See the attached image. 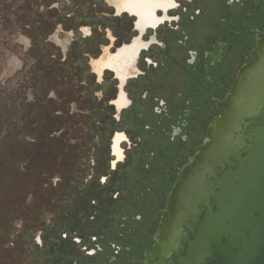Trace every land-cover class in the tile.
Masks as SVG:
<instances>
[{
  "label": "rangeland",
  "instance_id": "obj_1",
  "mask_svg": "<svg viewBox=\"0 0 264 264\" xmlns=\"http://www.w3.org/2000/svg\"><path fill=\"white\" fill-rule=\"evenodd\" d=\"M38 1L33 11H38L40 3L43 2L41 11H45L47 6L56 8L63 20L65 16L73 15L76 11V17L71 18L73 23L67 28L58 25L50 35L49 40L59 48L58 51L52 50L53 56L65 59L70 55L74 58L77 54L80 57V50L99 45L103 38H108L110 50L116 51L121 45L130 43L132 37L137 34L134 17L125 13L117 15L112 0ZM177 1L180 5L176 10L170 11V15L178 19L162 25L156 31L150 30L143 36L146 41L154 36L158 43L141 52L145 57L139 58L136 76L129 79L132 80L128 88L130 95L124 88L131 104H134L133 108L125 110L126 113L117 111L116 117L121 118L120 123H113L112 112L105 111L108 120H105L106 124L98 125L102 127V131L100 138L96 139L97 146H94L93 151L87 153L82 161L83 165L92 166L94 160L98 162L96 158L99 159L104 152L107 161V151H111V146L107 148L111 134L114 131L126 133L128 141L122 143L127 157L124 158L126 164L121 162L118 171L127 174L119 179L122 180L120 186L124 190L122 195L124 197L129 195L130 199L127 198L128 203L125 206L124 197H121L120 203L114 206L113 219L105 218L104 208L102 210L96 208L98 222L104 225V229L102 228L104 231H100L102 241L106 240L100 246H104L106 252L103 256L101 253L99 259L97 257L91 260L83 254L84 247L81 249V245H77L78 250L72 248L74 251L72 259L78 264H107L115 249L112 244L117 240L114 238L115 231L128 233V236L134 235L135 238L131 243L118 239L119 243L117 240L116 244L120 246H131L115 254L119 260L117 264H139L145 249L150 246L156 235L160 225L157 219H162V210L165 208V193L174 179V174H163L161 170L181 166L198 145L191 147L190 142L185 148L180 145L187 139L183 130L187 124L186 116L192 114L186 102L198 95L193 89L196 88L193 78L198 76L197 73L194 75V69L192 70L195 66L192 64L195 54L198 52L202 54L215 39H220L229 30L223 25L227 22L230 24L228 14L235 20H239L240 17L247 18L243 20L244 26L252 22L251 26L258 25V21H254L252 15L246 14L248 10L253 14L257 9L252 3L253 0H239L240 3L235 0L236 2L230 6L227 4L228 0ZM94 3L97 6L95 5L93 9L91 7ZM21 4L22 0H0V264L40 263L42 253H45L44 250H39L41 246L38 244L43 228L53 229L59 223L76 224L85 215L82 211L78 215L74 213L76 194L59 196L54 190L62 172L78 169V166L70 164L68 160L70 151L59 145L58 138L52 137L59 133L55 132V129L50 132L49 128L55 124L51 119L54 104L40 100L36 107L40 108L38 110L41 113L38 112L34 118L30 117L28 111L30 107L28 103L35 100L36 96L39 99L41 90L37 89V78L40 75L34 67L36 57L32 53V38L25 26L13 23L15 12H22L18 9ZM260 4L262 8L259 13L263 16L264 0L257 2L258 8ZM90 9H93L92 12ZM97 9L105 12L103 15H95ZM80 17L84 18L82 22ZM239 28L242 29L240 26ZM256 31L259 32V29ZM261 34L263 39L259 41L260 46L264 40V32ZM110 36L115 39L112 40ZM243 36L246 37L244 34ZM85 37L90 39L84 41ZM75 40L79 41L80 46L76 52L73 48ZM108 45H101V53ZM225 45L223 48H226ZM221 48L219 47L217 51L219 60L224 57V49ZM47 51L48 48L43 44L36 49L38 56L47 54ZM209 56L210 53H205V57ZM231 56L232 62L237 60L238 56H241V48H234ZM91 59L90 71H87L89 75L93 74L92 68L96 65L95 61L90 65ZM215 62L217 61L214 58L209 60L205 65L204 74L212 70L208 66L214 67ZM214 74L219 78L221 73ZM95 77L98 85H91L88 88L89 92L95 91L99 97L106 96L104 104L107 106L109 93L114 92L118 80L111 71H106L101 81ZM88 81L92 83V80ZM217 83L219 93L225 84L224 78L218 79ZM105 89L108 91L105 92ZM36 91H39L37 95ZM50 96L56 97L54 93ZM157 97L164 99L166 105L162 104L164 101H157ZM230 100L228 97L225 103L228 104ZM57 102L60 108L62 106L60 99L57 98ZM75 108L76 105L73 104L72 110ZM183 108H186V111L185 117L180 120L183 130L181 132V129H172V124L176 123L178 111ZM104 114L102 113L103 116ZM178 124L179 122L176 125ZM203 131L204 127L201 130L202 134ZM179 133L181 134L178 135ZM100 148L102 152L99 151ZM135 168L143 177L137 187L132 183L138 178V175L133 173ZM92 173L90 169L87 171V174ZM87 174H78V177L85 179ZM90 177L91 175L88 176ZM87 179L84 184L88 183ZM89 187L82 185L83 194ZM93 189L97 198L108 197L101 187ZM86 242L87 246H93V242H99V238L97 241ZM84 252L88 254L87 251ZM113 262L109 263L115 264L116 261Z\"/></svg>",
  "mask_w": 264,
  "mask_h": 264
},
{
  "label": "flooded vegetation",
  "instance_id": "obj_2",
  "mask_svg": "<svg viewBox=\"0 0 264 264\" xmlns=\"http://www.w3.org/2000/svg\"><path fill=\"white\" fill-rule=\"evenodd\" d=\"M112 1L114 6L116 7V13L119 15L125 13L129 16L134 17V19L137 20V28H139L141 32L145 31L144 35L150 30L156 31L162 25L171 21H175L177 19L176 17L170 15V11L176 10L178 7H165L164 9H161L160 7H158L160 0ZM236 1L239 2V0ZM236 1L232 0V2L229 3L228 0L227 4L228 6H230L233 2ZM253 1L252 3L257 9H255L253 14L250 13L249 10L246 14L252 15V19L254 21H258V25L251 26V24L253 23L251 21L252 23H250V25L244 26L243 20L247 18L240 17L239 20H235L233 19V17H231L232 15L228 14L230 24L227 22V24L223 25H225L226 28H229V30L224 33V35L220 39H215L207 50L202 51V54L199 52L197 53V55L195 54V57L193 59L192 64H195V66L191 68L192 70L194 69V75L196 73L198 74L197 78L193 75L194 85L196 86V88L193 87V89L196 90V93L198 95L191 97V99L187 100L186 102L188 105L187 107L191 110L192 114L190 113L188 116H186L187 120L186 118L184 119L186 120L187 124L185 127H183V130L186 133L185 135L187 139L184 142H181L180 145H182L183 148H185L187 143L189 142L192 144L191 147H194L195 144L198 145L192 151V155H190L187 161L181 166L177 165L161 170L163 174H174V179L171 182L170 188L165 193V208L162 210V219H157V223H160V225L159 227L156 226L158 227V229L156 230V233L158 231V233L156 234V239L160 240V244H162L161 247L163 249L162 251L158 252V255H154L155 258L154 260H151L150 264H187L185 257L188 255L190 244L195 240V233L198 232L197 227L204 219L208 202L212 203V198L208 196V192L213 188L217 190L216 184L214 183L216 181V177H221V170L226 171L229 168L228 160H221L216 155V152L219 151L217 150V148H213V152L211 150L208 156H204V154L200 156L199 154L201 150H203V148L215 143L214 136L222 137L224 135L225 129L217 130V128L220 126L219 119H225L221 118V116L218 117V115H224L225 109L228 112L231 105L229 101L228 104L225 103V100L228 97L232 99V97L236 95V85L239 83V77L243 74L244 70L246 68L255 70L256 68L253 64L259 63V56H257L256 54L259 55L262 52L259 41L260 39H263V37H261V33L264 32V15L262 16V13H259L262 8L261 4L258 8L257 2L259 0ZM174 2L180 5L177 0H174ZM245 3L241 4L245 5ZM257 13L260 14V16ZM258 18H261V22ZM239 26L242 29H240ZM256 29H259V32H257ZM236 32L238 34H236ZM243 34L246 37H244ZM110 38L112 40L115 39L113 36H110ZM150 42H152L151 45L158 43L156 42V38L154 37H152L151 41H146L144 38L140 39L138 34H136L132 42L121 45L117 48V52L110 50V45L105 46L103 53L99 57L91 59V64L92 61L96 62V65L92 69H94L93 71L97 73L99 80L102 79L103 74L106 71H111L115 75L116 79L119 78L121 80V83L126 85L130 78L136 76V73L138 71L137 62L141 57V52L149 47ZM223 44H226V48H223ZM219 47H222L221 49H224V57L221 60L218 59L217 55ZM237 47L241 48V56H238V59L232 62L231 54L233 53L234 48ZM205 53H210V56L205 57ZM211 58H214V60L217 62H215L214 67L208 66V68H211L212 70L207 72V74H204L205 65L209 62V60H211ZM189 59L190 58H187V60ZM228 64H230V66ZM216 72L221 73L219 75V78L216 74H214ZM221 78H224L225 84L221 87L222 91L217 93V80ZM125 85L120 90L118 98L117 94L119 90L118 85L116 86V97L111 100V104L114 106L116 105V110L120 112L123 109L128 108L131 104L127 103V105L124 106L126 101L131 102L124 89ZM200 95H202V97H200ZM156 99L157 101H164V99L162 98L159 99L157 97ZM162 104L166 105L165 101ZM159 109L161 110V108ZM185 111L186 108L180 109L178 111L179 115L175 119L176 123L172 124V129L178 128L181 129V132H183L180 120L182 119V117H185ZM213 121L215 123H212ZM247 121L248 119H245V122L242 125V116L233 120V135L229 134V139L227 138L228 135H226L228 142H231L230 137L236 139L243 133V130L245 129V123ZM178 122L179 124L176 125ZM203 127L204 131L202 134L201 130ZM180 134L181 133H179L178 135ZM126 141H128V137L125 132L117 131L114 133L111 139L112 143L110 145V155L112 157V160L110 161V167L112 170H115L117 168L118 163L125 161L124 158L126 156L122 147V143ZM217 142L218 141H216V143ZM220 160L222 161L221 163H216L218 161L220 162ZM229 161H232V158H230ZM189 171H193V173L189 174ZM90 178H88L87 180H89ZM107 178V176H102L100 178L99 181L101 185L105 184ZM201 178L205 179L204 185L206 187V192H204V194L199 199L192 200L189 197L191 193H186L187 188L198 186L200 184L199 182ZM182 190L184 191L183 193ZM213 209L216 210V207H214ZM42 235L43 230L40 236L41 239L38 242V244H40L39 246H41L39 250L43 248ZM66 236V234H63V238H66ZM93 238V241L98 240L96 237ZM117 240L112 243L115 249L114 251H112V258L110 257L108 260L111 263L113 261H116L115 264H117V261H119L115 254H119L120 251L123 250V246H117ZM74 241L77 244H82L81 239L78 237L74 238ZM87 244L88 243H85L82 248L84 247V250L87 251L88 255L92 256L95 253L100 252L103 256V254L106 252V248L100 246L98 242H93V246H87ZM213 248H215V246ZM150 250L151 248L149 247L145 249L144 257L139 260V264H143L142 262L147 261V259L145 260V253L147 254ZM42 255V260L38 264H41L44 260V253H42ZM203 255V259H194L192 263L190 262L189 264H223V262L225 261V258L221 257L219 253L215 251ZM109 262H107V264H110Z\"/></svg>",
  "mask_w": 264,
  "mask_h": 264
},
{
  "label": "trees",
  "instance_id": "obj_3",
  "mask_svg": "<svg viewBox=\"0 0 264 264\" xmlns=\"http://www.w3.org/2000/svg\"><path fill=\"white\" fill-rule=\"evenodd\" d=\"M38 3V0H22V4L18 6V9L22 10V12H15L13 18V23L15 22L17 25L21 24L23 27L25 26L32 38V53L36 57L34 67L38 70V74L40 75L37 78V89L39 91L41 90V96H39V99H37L36 96L35 100L28 103L30 106L28 111L30 113V117L34 118L40 110L39 107H36L38 106L37 104H39L40 100L45 103L50 102V104H54L52 106L51 119L54 120L55 124L54 127L49 128L51 129L50 132L53 131L52 129H55L54 131L59 133L52 137L58 138L59 145L70 151V156L68 155L70 164L78 166V169L76 170L71 171L69 169L62 172L59 183L54 190L59 196H74V194H76V203L74 204L75 207H73L75 211L74 213L78 215V213L82 211L85 214L76 224H71L70 222L67 224L59 223L56 224L53 229H49L47 227L43 228V248L41 251L44 250L45 253L44 260L41 264H78L76 260L72 259V255L74 254L72 248L77 249V245H81L80 248L82 249V246L87 243L86 241L92 240L93 237H96L97 239L99 238V244L106 242V240L102 241L103 236L100 234V231H104V225H101L98 222L99 217L95 215L97 214V210H102L104 208L105 210L103 211V215L105 218H112L113 209L115 208L114 206L120 203L122 199L121 197H124L122 195L124 190L120 186L122 180L119 178L127 174L119 173L118 167L121 162L117 164V168L115 170L111 169L110 161L112 158L110 150L107 151V161H105L104 152L103 154L101 153V157H99V159L96 158L98 162L94 160V165L88 166L83 165L82 163L84 157H86L85 155L90 151H93L94 146H97L96 139L100 138V132L102 131V127H98V125H104L106 124L105 120H108L107 114H104L105 111L112 112L111 118H113V123L121 122V118L117 119L116 117L117 110L115 106L110 103L111 100L116 97L117 88L114 87V92L111 91L109 93L107 106L104 104V102H106V96L99 97L95 91L90 93L88 89L91 85H98L96 77L93 74H87V71H90V59L91 57L97 58L100 56V47L102 44H109L108 38L100 40L101 42L99 45L95 47L89 46L87 50L79 49L81 52L80 57L77 54L74 58L70 55L65 59H62L60 56H53L52 50L58 51L59 48L49 40L50 35L57 29L58 25H62L67 28L69 24L73 23L71 18L76 17V11L73 15L70 14L68 17L65 16V19L63 20L62 17L58 15L59 11L56 8H49V6H47L45 11H41L40 8H42L43 2L40 3L38 11H33L32 9H34ZM95 5V3L92 4L93 7L91 8L94 9ZM104 12L105 11L101 9L99 11L97 9L95 10V15H103ZM82 19L84 18L80 17L81 22L83 21ZM88 39L90 38L85 37L84 41H88ZM118 40L119 38L117 36L116 41ZM163 41L165 42V40ZM42 44L48 48V51L47 54L45 53L38 56L36 49ZM73 48H75V52L78 48H80L79 41H74ZM142 57H145V54H143V56L141 54V58ZM88 79L92 80V83H90ZM105 81L106 80L103 82L105 83ZM131 81H128L125 86L129 95L131 92L129 93L128 88ZM39 91L35 92L36 95ZM104 91L106 92L108 89H105ZM51 93H54L56 97L50 96ZM57 98L61 101L60 105L62 104L60 108H58V102L56 103ZM73 104L76 105L74 110H72ZM133 105L131 104L128 108L123 109L121 112L126 113L124 111L132 109ZM40 113L41 112H39V114ZM102 113L105 116H103ZM115 132L116 131L111 134L107 148H110V139L113 137L112 135H114ZM99 151L102 152L101 148ZM122 163L126 164V160ZM88 168L91 172H93L92 174H87V171L89 170ZM86 169L88 170L86 171ZM133 173L138 175V178L132 182L133 186L137 187L143 177L137 172L136 168ZM78 174H87V176L84 179L81 176V178L78 177ZM90 175L91 178L88 180V183L84 184V181ZM102 176L108 177L103 185H101L99 181ZM82 185H86L88 187H101L102 190L106 191L108 197L97 198L96 194H94L95 192L93 187H89L83 194L84 188H82ZM128 196L123 198L125 206L128 203V201L126 202L127 198L128 200L130 199ZM107 210L109 211L107 212ZM86 218L87 220L84 221ZM113 233H116L114 235L115 239L125 240L129 243H131L132 240H135L134 235L128 236V233L122 234L116 231ZM63 234L67 235L66 238H63ZM76 237L81 239L82 244H77L74 241V238ZM117 246L120 245L117 244ZM122 246V251H124L126 247H131L127 245ZM84 251L83 254L91 260H95L97 257L99 259L101 254L100 252H97L92 256H88V254L86 255V252Z\"/></svg>",
  "mask_w": 264,
  "mask_h": 264
},
{
  "label": "water",
  "instance_id": "obj_4",
  "mask_svg": "<svg viewBox=\"0 0 264 264\" xmlns=\"http://www.w3.org/2000/svg\"><path fill=\"white\" fill-rule=\"evenodd\" d=\"M134 28L140 39L143 38L145 31L137 28V20L134 21ZM133 40L134 37L130 42ZM260 48L261 54H256L259 63L253 64L256 69L244 70L236 85V95L230 100L229 111L225 109V116H221L225 119H219L217 130L225 129L224 135L214 136L215 143L203 148L199 154L208 156L213 148H217L216 155L221 160H228L229 168L221 170V177H216L214 183L217 190L213 188L208 192L212 203L208 202L204 219L197 227L194 242L190 244L185 257L187 264L194 259L201 260L203 254L213 251L225 258L223 264H264V40ZM117 79L118 98L125 84ZM240 116L242 125L248 119L245 129L236 139L230 137L231 142H228L229 134L233 135L234 131L232 122ZM230 158L232 161H229ZM221 160L216 163H221ZM192 173L189 171V174ZM204 182L205 179L201 178L198 186L187 188L186 193H191L190 199H199L206 192ZM156 237L149 246L151 250L145 253L147 261L143 264H150L154 255L163 249Z\"/></svg>",
  "mask_w": 264,
  "mask_h": 264
},
{
  "label": "snow or ice",
  "instance_id": "obj_5",
  "mask_svg": "<svg viewBox=\"0 0 264 264\" xmlns=\"http://www.w3.org/2000/svg\"><path fill=\"white\" fill-rule=\"evenodd\" d=\"M175 3L174 0H160V3L158 4V7H160L161 9L166 8H172L171 5ZM127 103H129L128 101L125 102V105H127Z\"/></svg>",
  "mask_w": 264,
  "mask_h": 264
},
{
  "label": "clouds",
  "instance_id": "obj_6",
  "mask_svg": "<svg viewBox=\"0 0 264 264\" xmlns=\"http://www.w3.org/2000/svg\"><path fill=\"white\" fill-rule=\"evenodd\" d=\"M232 2V0H229V3H231ZM171 7L172 8H174V7H179V5L178 4H176V3H173L172 5H171ZM177 19H178V17H176ZM129 103H131L130 101H129Z\"/></svg>",
  "mask_w": 264,
  "mask_h": 264
},
{
  "label": "crops",
  "instance_id": "obj_7",
  "mask_svg": "<svg viewBox=\"0 0 264 264\" xmlns=\"http://www.w3.org/2000/svg\"><path fill=\"white\" fill-rule=\"evenodd\" d=\"M114 7H115V6H114ZM115 9H116V7H115ZM135 36H136V35H135ZM135 36H134V37H135ZM143 36H144V35H143ZM132 38H133V37H132ZM156 42H158V41H156ZM101 54H102V53H101ZM101 54H100V55H101ZM92 73H93V72H92ZM93 74H94V73H93ZM96 74H97V73H96ZM94 75H95V74H94ZM96 76H97V78H98V75H96ZM98 80H99V78H98ZM100 81H101V80H100ZM118 112H120V111H118Z\"/></svg>",
  "mask_w": 264,
  "mask_h": 264
}]
</instances>
